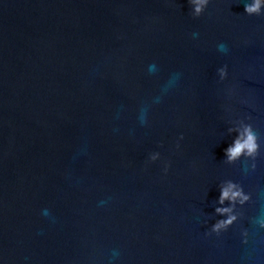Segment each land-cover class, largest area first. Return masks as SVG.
<instances>
[{
  "label": "water",
  "instance_id": "1",
  "mask_svg": "<svg viewBox=\"0 0 264 264\" xmlns=\"http://www.w3.org/2000/svg\"><path fill=\"white\" fill-rule=\"evenodd\" d=\"M246 2L193 18L187 0H0L4 264H108L113 249L114 264H264V151L256 172L223 163L231 119L250 116L264 148V15ZM151 151L162 160L146 167ZM226 179L253 203L205 237Z\"/></svg>",
  "mask_w": 264,
  "mask_h": 264
},
{
  "label": "clouds",
  "instance_id": "2",
  "mask_svg": "<svg viewBox=\"0 0 264 264\" xmlns=\"http://www.w3.org/2000/svg\"><path fill=\"white\" fill-rule=\"evenodd\" d=\"M212 0H187L190 8V15L193 18L201 17ZM244 15L252 16H262L264 15V0H247L244 3ZM192 37L195 38L199 34L193 32ZM217 49L220 52L227 53L228 45L224 42L217 44ZM158 66L155 62L148 66L149 74H154L157 72ZM216 77L218 82H223L228 77V65L224 64L216 68ZM180 78V73H175L170 78V80L165 84L163 91H167L170 86H172ZM231 89H229V94H231ZM160 97L155 98L156 103H158ZM229 111V109H225ZM139 123L143 125L148 124V106H142L139 112ZM230 126L227 129L228 135L232 136L231 142L223 149V163L226 165H234L239 163L242 170L256 172L258 166V159L261 157L262 143L260 136L254 127L251 117L244 115L242 117H237L229 121ZM183 140V135L177 138L175 147L179 149L180 141ZM161 153L159 151H151L147 155L145 161V166L154 164L161 161ZM170 163L168 161H162L161 172L163 175H167L169 171ZM219 195L216 200L218 205L214 209V215L219 217L210 225L207 221H204L202 225L205 227L203 235L205 237H217L219 238L223 233H226L233 225H239V223L244 218L243 209L246 205L253 203V194L250 191H246L243 184L239 181H234L232 179H226L219 183L218 185ZM101 204L104 201L100 202ZM41 215L51 218V212L49 209H42ZM260 212L255 216L259 217ZM254 217L249 218V224L253 223ZM257 232L264 231V219L255 218V226L253 227ZM239 242L243 247H247L250 244V239L252 233L248 227L239 226ZM120 253L119 250L113 249L111 255L108 257V264H114L118 259ZM0 264H4L3 260L0 259Z\"/></svg>",
  "mask_w": 264,
  "mask_h": 264
}]
</instances>
